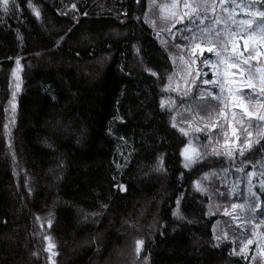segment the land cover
Wrapping results in <instances>:
<instances>
[{
    "label": "trees",
    "instance_id": "16d2710c",
    "mask_svg": "<svg viewBox=\"0 0 264 264\" xmlns=\"http://www.w3.org/2000/svg\"><path fill=\"white\" fill-rule=\"evenodd\" d=\"M246 2L228 5L239 12ZM161 6L150 14L151 0L0 6V264H249L214 240L229 190L217 177L228 158L211 144L222 135L184 133L162 104L170 53L181 52L188 27L164 22ZM251 7L264 11V0ZM196 97L180 92L178 107ZM212 107L201 109L208 122L221 115ZM259 127L242 162L264 158ZM202 140L209 147L187 167L184 147Z\"/></svg>",
    "mask_w": 264,
    "mask_h": 264
},
{
    "label": "rangeland",
    "instance_id": "374dc122",
    "mask_svg": "<svg viewBox=\"0 0 264 264\" xmlns=\"http://www.w3.org/2000/svg\"><path fill=\"white\" fill-rule=\"evenodd\" d=\"M228 1L162 0V19L170 20L174 27H188L183 35L188 39L184 38V44L178 48L180 53H170L174 64L172 84L162 89L161 97L172 123L184 133L218 131L222 135V140H212L211 144L228 158L217 177L229 190L222 199L227 203L221 211L223 217L216 219L213 225L214 240L227 242L231 251L245 256L249 264H264V188L261 187L264 158L257 163L242 162V156L249 149L247 145H255L262 133L261 120L257 117L264 116V59L261 57L264 38L258 30H249L247 23L241 24V21L258 24L261 11L251 7V0H246L245 7H238L239 12H235ZM235 1L232 0V4ZM155 2L151 0L149 14ZM209 48L212 51H208ZM18 79L19 73L14 68L13 84ZM192 88L197 97L185 98L184 107H178L180 92ZM206 102L214 104L208 114L219 113V119L206 120L201 111ZM208 143L207 140L191 141L184 147L182 155L187 167L198 157V149L209 147ZM38 226L39 236L43 238L46 228L43 223ZM44 251L50 256L53 254L49 237H46Z\"/></svg>",
    "mask_w": 264,
    "mask_h": 264
},
{
    "label": "snow or ice",
    "instance_id": "6c2138e0",
    "mask_svg": "<svg viewBox=\"0 0 264 264\" xmlns=\"http://www.w3.org/2000/svg\"><path fill=\"white\" fill-rule=\"evenodd\" d=\"M9 2H10V0H0V6L4 7L5 11H8L7 6L9 4ZM12 2L14 3L15 0H12ZM258 15L261 18V20L258 24H256L254 21H243V20L241 21V24L247 23L249 30H252V31L258 30L262 34V38H264V11L259 12ZM201 23H203V21H201ZM189 31H192V29H189ZM184 38L188 39V37H184ZM208 51H212V49L209 48ZM205 83H208V81H205ZM186 95H187V93H186ZM201 99H203V97H201ZM257 119L264 121V116H258ZM247 147L251 148L252 145L249 143L247 145ZM241 155H243V152H241ZM186 166H188V165L186 164ZM261 187L264 188V183H262ZM252 195L255 196V193H252ZM233 207H237V205H233ZM257 207H260V205H257ZM253 210H255V209H253ZM217 239H220V237H217ZM141 245H142V241H137V248H136L137 253L140 252Z\"/></svg>",
    "mask_w": 264,
    "mask_h": 264
}]
</instances>
